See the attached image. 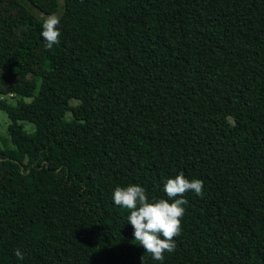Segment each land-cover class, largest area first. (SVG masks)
I'll use <instances>...</instances> for the list:
<instances>
[{
    "label": "trees",
    "instance_id": "16d2710c",
    "mask_svg": "<svg viewBox=\"0 0 264 264\" xmlns=\"http://www.w3.org/2000/svg\"><path fill=\"white\" fill-rule=\"evenodd\" d=\"M0 111V264H264V0H0ZM181 172L154 261L112 192Z\"/></svg>",
    "mask_w": 264,
    "mask_h": 264
},
{
    "label": "clouds",
    "instance_id": "9594fccd",
    "mask_svg": "<svg viewBox=\"0 0 264 264\" xmlns=\"http://www.w3.org/2000/svg\"><path fill=\"white\" fill-rule=\"evenodd\" d=\"M60 24V17L56 14L43 18L40 36L45 48L51 49L59 43ZM202 187V180L189 179L181 172L164 180L162 191L166 198L149 197L145 188L135 183L117 185L112 192V202L129 210L127 223L133 228V240L151 255L152 260L163 261L165 253L175 250L174 237L181 231V218L188 204L183 194L193 192L201 195ZM14 255L18 260L24 258L19 248L14 250ZM141 264H144V255Z\"/></svg>",
    "mask_w": 264,
    "mask_h": 264
},
{
    "label": "rangeland",
    "instance_id": "374dc122",
    "mask_svg": "<svg viewBox=\"0 0 264 264\" xmlns=\"http://www.w3.org/2000/svg\"><path fill=\"white\" fill-rule=\"evenodd\" d=\"M76 101H73L75 103ZM68 117H70V113L67 114ZM9 122V119L5 112L0 111V133L4 134L6 132V126ZM28 128H30L29 125H26Z\"/></svg>",
    "mask_w": 264,
    "mask_h": 264
}]
</instances>
